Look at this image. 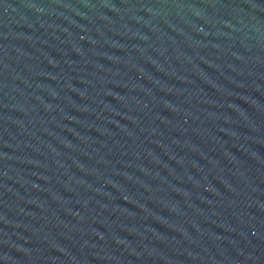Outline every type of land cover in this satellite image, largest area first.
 <instances>
[{
    "label": "water",
    "instance_id": "95a60500",
    "mask_svg": "<svg viewBox=\"0 0 264 264\" xmlns=\"http://www.w3.org/2000/svg\"><path fill=\"white\" fill-rule=\"evenodd\" d=\"M0 264H264V0H0Z\"/></svg>",
    "mask_w": 264,
    "mask_h": 264
}]
</instances>
